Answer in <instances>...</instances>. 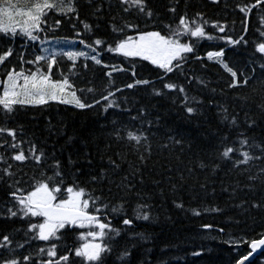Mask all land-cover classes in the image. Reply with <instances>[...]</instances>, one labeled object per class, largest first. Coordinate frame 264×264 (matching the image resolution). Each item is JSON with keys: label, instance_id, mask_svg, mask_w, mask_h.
I'll use <instances>...</instances> for the list:
<instances>
[{"label": "trees", "instance_id": "obj_1", "mask_svg": "<svg viewBox=\"0 0 264 264\" xmlns=\"http://www.w3.org/2000/svg\"><path fill=\"white\" fill-rule=\"evenodd\" d=\"M254 3L257 0H145V11L152 12L148 17L135 8L125 12L119 0H75L77 13L49 12L43 31L34 33L36 41L19 35L10 41L0 35V54L12 49L0 71H47L54 55L52 78L68 76L77 95L93 105L80 109L49 100L16 106L11 115L0 113V125L16 130L17 140L24 141L25 156L33 143L37 154L44 153L39 164L35 159L20 162L10 158L19 149L0 147L7 161L0 162V237L8 235L12 241L9 248L0 249V264L11 259L41 264L50 258L39 249L53 244L59 258L78 246V235L89 230L66 228L61 240L41 241L32 239L35 233L28 227L42 218L8 217L7 208L14 203L10 193L15 188L30 190L36 181L53 175L56 161L64 181L61 192L78 185L100 197L97 203L103 212L96 214L121 230L105 240L112 251L103 254V264H236L250 253L245 241L264 236V54L256 51L264 42V3L248 16L239 9ZM185 15L202 24L213 39L176 37ZM150 31L194 45L192 52L183 54L181 67L165 74L148 61L108 50L128 36ZM241 36L239 44L228 43ZM218 51L222 57L208 58ZM66 52H85L89 58L69 60ZM37 56L46 60L21 62ZM218 60L237 73L235 80ZM166 83L177 87L169 90ZM111 102L113 107L107 108ZM129 132L141 137L140 143L129 140ZM242 139L248 145L241 151L259 158L237 166L243 157L233 152L225 159L222 152L226 146L240 148ZM4 140L11 143L12 138L0 137V143ZM138 205H146L141 212L149 219H137ZM124 219L131 224H123ZM125 252L128 255L120 259ZM25 256L31 259L25 262ZM69 264L82 262L73 254ZM243 264H264V251Z\"/></svg>", "mask_w": 264, "mask_h": 264}, {"label": "snow or ice", "instance_id": "obj_2", "mask_svg": "<svg viewBox=\"0 0 264 264\" xmlns=\"http://www.w3.org/2000/svg\"><path fill=\"white\" fill-rule=\"evenodd\" d=\"M119 3L125 6L123 9L125 12H129L132 8H135L139 13H143L148 17L152 16L151 11H145V0H119ZM258 3H264V0H257V3L252 4L250 7H241L239 10L245 16H248L251 9L257 7ZM172 11H175V9H172ZM49 12L63 16H67L69 13H77L75 0H0V35L8 36L10 41L15 39L17 35L26 37L31 41H36L39 37L34 35V33L43 31L42 25L47 23L45 17L48 16ZM260 22L264 26V17L261 18ZM204 23H207V21ZM125 27L135 26L125 25ZM84 28L90 30V26L87 23L84 24ZM113 30L122 31V29ZM219 30L224 31L223 27H220ZM244 31L247 32L246 22ZM174 35L176 37L187 35L192 38L213 39L212 36H209L205 32L202 24L197 23L195 20H189L186 15L179 19V25ZM260 35L264 36V31H261ZM243 40V36L238 40L229 38L228 43L239 44ZM95 43L100 45L102 42L96 40ZM193 47L194 45L192 44L181 43L179 38L162 35L159 31H150L142 33L136 38L128 36L126 39L121 40L114 48H109L108 50L124 57H138L148 61L167 74L181 67V63L185 59L183 54L192 52ZM256 51L264 54V42L258 43ZM223 54L222 51L210 52L208 58H219ZM11 55V48H8L3 54H0V65H3ZM64 55L73 61H75L77 56L89 58L88 53L85 52H66ZM90 58L95 60L97 64L101 63L94 56ZM45 60L46 58L43 56H37L35 61H23L21 58L22 63L28 64H35ZM55 62V56L53 55L51 61L47 62V71L42 70L40 67L28 71H25L23 68L19 70L12 68L7 71L5 73L6 79L0 80V113L11 115L16 111V106H38L48 103L49 100L64 104H73L80 109L92 107L93 105L84 102L77 95V89L68 76H63L61 79L56 80L52 79L51 68ZM218 62L222 64L224 69L235 80L237 73L222 60H218ZM116 70L115 68L113 69V71ZM109 76H111V73H109ZM247 82V80L243 81L244 84H247ZM136 83L147 84L149 81L137 80ZM232 86L236 87L238 85L233 83ZM128 87L131 88L133 85L129 84ZM164 87L169 90H175L177 86L172 83H166ZM179 91L184 92V89L180 88ZM160 94L159 91L156 92V95ZM104 99H108V97L106 96ZM113 105L114 102H111L107 105V108H111ZM261 107L264 108V105H261ZM187 111L192 113L193 109L189 107ZM231 122L235 124V118H232ZM5 135L11 137L12 141L9 143L7 140H4L3 143H0V147L8 144L10 148L19 149L17 153H14L10 157L12 160L23 162L26 159H35L37 164L40 163L44 153L41 151L37 154L34 143L29 146V155L25 156V150L21 147L24 141L17 140L16 130L0 125V137ZM128 139L138 144L140 143L141 137L129 132ZM239 144L240 148L226 146L222 152L223 158L229 159L233 152H237L239 156L243 157V159L235 162L237 166L239 164H247L254 158H259L253 157L248 151H241L244 146L248 145L247 139L240 140ZM0 162L7 163L2 156H0ZM11 167L12 165H8V168ZM54 168L57 170L54 171L53 175L47 176L46 179L36 181L30 187V190L15 188L10 193L14 203L11 207L7 208L8 217H19L20 219H28L30 217L42 218V222H30L28 227L29 232L35 233L32 239H39L41 241L61 240L62 236L60 233L66 228L89 229L86 233H80L78 235L77 239L81 242L78 246L70 248L69 254L60 255L59 258H57V245L53 244L48 249L40 248L39 254L42 256L46 255L50 258L46 261H41V264H69L70 255L73 254L74 257L80 258L82 264H103V254L112 251L110 244L105 243V240H112L115 236H119L121 230L114 228L111 221L106 217L102 219L101 216L96 214L103 212V208L98 206L97 203L100 197L93 196L86 189L78 185L67 186L62 193L61 186L64 181L62 179V173L58 170L59 161H56ZM2 171L6 175H14L8 169H3ZM58 177H60V180L57 183ZM177 206L180 207L181 205ZM104 207L107 206L105 205ZM145 207L146 205L137 206V219H149L147 214H142L141 212V209ZM90 208L92 209L91 212L89 211ZM118 210L117 208L111 209L112 212H117ZM196 214L198 215L199 213L197 212ZM123 224L130 225L131 220L124 219ZM113 233L114 235H110ZM11 243L12 241L8 235L0 237V249L9 248ZM245 243H249V246L255 252L260 246H264V236L259 240L254 239L252 241H245ZM19 247H23V245H19ZM127 255L128 253L125 252L119 258L124 259ZM246 258L244 257V259ZM30 259V256L23 258L25 262H28ZM2 264H21V261L18 259L4 260ZM240 264H243V260H241Z\"/></svg>", "mask_w": 264, "mask_h": 264}, {"label": "water", "instance_id": "obj_3", "mask_svg": "<svg viewBox=\"0 0 264 264\" xmlns=\"http://www.w3.org/2000/svg\"><path fill=\"white\" fill-rule=\"evenodd\" d=\"M263 251H264V246H260L255 252H253L252 248L250 247V253H249L250 255L248 254L246 256L247 257L246 259L242 258L241 260H243V263L245 261L252 260L253 258H255L256 256H258L259 254H261ZM241 260H239L236 264H240Z\"/></svg>", "mask_w": 264, "mask_h": 264}, {"label": "rangeland", "instance_id": "obj_4", "mask_svg": "<svg viewBox=\"0 0 264 264\" xmlns=\"http://www.w3.org/2000/svg\"><path fill=\"white\" fill-rule=\"evenodd\" d=\"M139 35H137V36H135V37H133V38H136V37H138ZM6 73V72H5ZM5 73L4 72H2V71H0V80H3V79H6V75H5ZM53 79V78H52ZM53 80H56L55 78L53 79Z\"/></svg>", "mask_w": 264, "mask_h": 264}]
</instances>
